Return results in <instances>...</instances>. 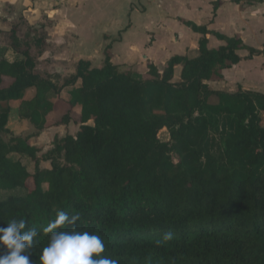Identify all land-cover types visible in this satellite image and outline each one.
I'll return each mask as SVG.
<instances>
[{
	"label": "trees",
	"instance_id": "trees-1",
	"mask_svg": "<svg viewBox=\"0 0 264 264\" xmlns=\"http://www.w3.org/2000/svg\"><path fill=\"white\" fill-rule=\"evenodd\" d=\"M218 37L226 44L210 49L204 38L198 56L173 57L163 73L153 65L145 75L123 71L109 54L100 68L80 60L62 87L19 43L24 59L0 58V191L24 193L0 200V225L23 218L37 229V264L50 239L42 229L58 210L80 214L78 230L99 234L120 264H264V94L207 84L242 60L240 38ZM65 88L69 98L60 96ZM13 101L34 135L11 133ZM75 121L78 133L49 151L31 143ZM12 155L32 160L34 172ZM167 231L173 239L157 246Z\"/></svg>",
	"mask_w": 264,
	"mask_h": 264
},
{
	"label": "rangeland",
	"instance_id": "rangeland-1",
	"mask_svg": "<svg viewBox=\"0 0 264 264\" xmlns=\"http://www.w3.org/2000/svg\"><path fill=\"white\" fill-rule=\"evenodd\" d=\"M119 8H122L121 4ZM82 9L81 3H72L67 0H0V58H5L10 62L22 60L24 56L21 52L30 49L36 60L37 72L42 77L51 79L58 87H62L76 75V67L81 59L89 60L92 67H102L105 59L104 52L109 44L112 45L111 51L115 57V63L125 67L122 68L123 71L134 70L139 74L134 73L141 75L148 71L149 64H155L160 71L164 70L168 62L166 58L159 59L160 56L157 53L152 54L155 56L152 59L148 58V51L157 40L155 33L138 30L133 22L127 29L113 31L114 13L112 11H109L102 19L104 30L93 27L89 29ZM136 9L141 13L144 11L138 6ZM134 10L135 8H132V11ZM44 28L45 32L42 30ZM38 36H43V39L46 40L43 49L35 44V39L37 40ZM15 43L21 45V52H16L17 49L13 46ZM178 69V75L174 80L176 82L180 80L178 79L180 68ZM248 69L251 72V82L262 80L263 84L260 86L264 87V79L259 72L260 70L264 71V62L261 66H258L257 63ZM229 72V70L223 72V78H213L208 82L209 86L214 90L235 93L240 82L232 85ZM69 92L70 89L65 88L60 96L69 98ZM34 94L35 90L29 89L25 97L29 98ZM50 99L56 102L57 96L50 95ZM19 105V101L12 102L8 127L15 136H32L36 130L30 122L19 118ZM80 110L78 108L77 111ZM63 111L61 112L63 113ZM61 112H58L52 121L59 120ZM80 127L81 123L78 121L71 122L67 126H52L39 137H33L31 143L46 152L53 148L56 138L67 135L74 136ZM159 138L163 142L169 141L168 130H162L159 133ZM12 157L22 161L29 171L34 172L35 163L32 160L19 155H12ZM40 167L51 168V165L49 162L41 161ZM21 194L24 193L17 190L0 191V200Z\"/></svg>",
	"mask_w": 264,
	"mask_h": 264
},
{
	"label": "crops",
	"instance_id": "crops-1",
	"mask_svg": "<svg viewBox=\"0 0 264 264\" xmlns=\"http://www.w3.org/2000/svg\"><path fill=\"white\" fill-rule=\"evenodd\" d=\"M67 1L81 3V6H83L82 13L85 14L86 24L89 26V29L93 27L102 30L103 17L109 11H112L114 13L112 19L114 24L113 31L122 28L127 29L130 27L131 22H133L138 30H143L147 33H155L157 40L148 51L149 59L155 57L152 55L153 53H157L158 56H160L159 59L166 58L168 62L176 56L194 58L198 56L200 41L204 38L208 40V47L210 49H215L226 44L225 41L219 39V35L226 38L238 37L242 40L244 45V48L238 52L242 60L239 64L223 70L222 74L226 70L230 71L228 75H231L230 81L232 85L240 82L237 90L242 88L245 91L264 94V87L260 86L263 84V81L251 82V72L248 69L257 63L258 66H261L264 62V0ZM120 4L122 8H119ZM136 6L144 11L141 13L136 9ZM105 8H107V10H105ZM132 8H135V10L132 11ZM192 25L205 29L206 34L195 31ZM252 49L258 52L254 56H251ZM111 50V44L106 46L104 63L107 54H109L111 62L121 70H124L122 68L125 67L115 63V57H113ZM151 65L157 68L155 64H149L148 71L141 75L147 74ZM178 68H180L178 77V79H180L182 67L177 66L175 68L174 80L176 75H178ZM164 70L160 71L158 69L160 73H163ZM132 72L136 71L132 70ZM259 72L261 73L262 79H264V71L260 70ZM232 77L234 78L232 79Z\"/></svg>",
	"mask_w": 264,
	"mask_h": 264
},
{
	"label": "clouds",
	"instance_id": "clouds-1",
	"mask_svg": "<svg viewBox=\"0 0 264 264\" xmlns=\"http://www.w3.org/2000/svg\"><path fill=\"white\" fill-rule=\"evenodd\" d=\"M80 214L58 210L42 231L50 239L39 255V264H120L118 258L106 255L105 240L97 233L78 230ZM39 233L25 219H13L0 225V264H37L32 249ZM173 239L167 231L157 246Z\"/></svg>",
	"mask_w": 264,
	"mask_h": 264
}]
</instances>
